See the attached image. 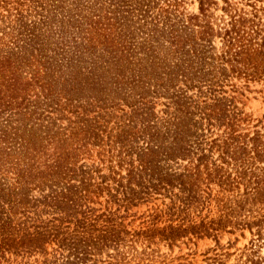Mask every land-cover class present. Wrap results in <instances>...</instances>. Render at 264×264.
Returning <instances> with one entry per match:
<instances>
[{"label":"rangeland","instance_id":"374dc122","mask_svg":"<svg viewBox=\"0 0 264 264\" xmlns=\"http://www.w3.org/2000/svg\"><path fill=\"white\" fill-rule=\"evenodd\" d=\"M20 1L29 27L42 32L43 48L31 49L39 46L33 44L34 58L23 62V46L29 44L22 36L14 47L16 65L27 78L39 69V81L50 83L51 94L44 96L35 82L21 106L0 105V156L6 157L0 191L19 188L18 170L36 175L19 193L26 199L20 213L7 216L6 207L0 208V224L6 223L0 239L18 242L36 231L46 239L28 251L5 245L0 264H43L60 255L55 237L88 233L118 234L89 253L103 264H264V237L247 226L264 218V0ZM234 22L235 42L246 47L243 60L230 56L233 46L224 40ZM202 25L212 29L206 38ZM11 26L0 20V34ZM84 34L96 46L77 56ZM176 35L187 39L182 48L170 43ZM103 36L107 51L97 42ZM224 51L229 61L221 63L216 57ZM2 83L0 75L3 91ZM217 100L247 135L236 141L247 145L237 152V169L209 148L222 132L205 116L206 106ZM178 122L189 151L169 157ZM254 143L262 148L260 156ZM149 146L165 175L181 173L205 155L202 162L220 164L229 174L225 189L216 179L203 183L204 205L181 209L178 188L158 185L161 174L149 171L129 183V163ZM59 156H67L70 179L44 181L37 171ZM222 205L234 209V216H220L228 210ZM202 221H213L217 229L163 237L174 227Z\"/></svg>","mask_w":264,"mask_h":264},{"label":"trees","instance_id":"16d2710c","mask_svg":"<svg viewBox=\"0 0 264 264\" xmlns=\"http://www.w3.org/2000/svg\"><path fill=\"white\" fill-rule=\"evenodd\" d=\"M21 5L22 2L20 0H0V20H7L8 24L14 22L15 25L14 27L11 26L9 30H5L0 34V48L5 47V49L7 50L6 54L0 56V75L2 76V85H4L6 89L3 91L0 89V105L11 108H17L21 106L22 101H25L26 95L29 94L28 90L30 86L35 82H40L39 75L41 74L40 70L36 69L32 76L28 78L24 77L19 70V66L16 65L18 58L15 56L14 47H16L22 36H24V39L28 40V42H26V45L29 44L28 46H23L24 50L21 57L23 62L29 63L28 61L34 58V52L31 49L40 51L43 48V45L41 43L42 32L39 31V28L37 26H32V28L29 27L27 23L28 14H26L23 8H20ZM2 10H5L7 13H3ZM11 14L14 18H10L8 20ZM241 21L244 22V19H242ZM43 22L48 24L49 19L47 16H45ZM236 22H234L230 28H226L224 30V40L226 39L225 41L228 46H233V50L232 53H230V56H236L237 58V56L240 55L243 60V54L245 53L246 47H244L243 45H237V43L235 42L236 39L232 33L236 32ZM201 27L202 31H200V33L202 34V37L206 38V36L212 34V29L209 30L205 25H202ZM91 39V35H83L82 42L80 44L83 50H79L76 54L77 56H81L83 52L89 54L92 51V46L95 47L96 43L93 45L92 41L94 39ZM186 40V38L182 39L181 37L176 35L172 36L170 43L177 45L176 48H182V43ZM97 42L101 44V48L103 50L107 51V49L109 48L107 37L103 36V38L101 40L99 39ZM33 44L39 46H33L34 48L32 47L30 49ZM225 52L226 51H224V54L216 57L217 60H220L221 63L226 60L229 61L228 58L224 57V55H227V53ZM227 52L229 54V51ZM76 71L77 69L73 70L72 73L76 74ZM6 84L7 86H5ZM49 84V82L48 86H45L43 82H40L39 84L44 88V96H48V94H51L50 92L48 93L46 91L48 87H50ZM20 96H23V99L17 101V97ZM206 109L207 111L205 112V116L208 119L209 124L222 129V132L218 135L219 138H213L210 141L209 148L218 153L219 159L221 160L222 164L228 166L230 163H232V167L237 169L239 167V163H241L238 159L237 152L239 150H244L247 147V145L239 146L236 144V141H238L239 137L244 138V136H247L246 133L242 134L238 132L239 123L237 122L239 119L235 115L228 114L225 105L220 103V100L207 105ZM176 125V136L173 137V145L167 147L166 155L169 157H184L188 154L189 150L181 144V133L184 131L182 129V125H180V122H178ZM257 134L258 132L255 133V135ZM148 135L152 137L154 136L151 132H148ZM256 138L258 137L256 136ZM251 148L256 152L257 156L261 155L260 151L262 148L257 146V144L254 143V147L252 146ZM7 155L9 156L10 153L6 154V156ZM157 155L158 152L153 147H146L145 150H143L139 154V158L137 159L136 163H134V161L129 163V169L127 173L128 182L130 183L131 181L135 180V177L141 174H145L149 171H152L149 172V174H161V176L158 177V185L163 188H166V186L178 188L176 198L180 202L179 205L181 206V209H189L192 207L197 208L204 205V199H202V197L204 196L201 195V191L204 190L201 188V184L203 183L208 184L216 179L222 189H225L229 174H226V169L220 164H216L215 162H212L211 164L202 162V159L205 157V155L198 157V162H195L189 167H185L183 169V172L169 175H165L160 172V167L155 162V158ZM5 159L0 156V164L5 165ZM65 160H67V156H59L52 164L47 165L45 169L37 171V174L40 177H44V181L52 179V182H57L60 179H70V177H68V166L64 165ZM35 176L36 175L31 171L18 170V172L16 173V178L17 182L20 184L19 188L13 187L14 189L11 190L5 191L2 189V191H0V208L2 210H5L4 207H6L7 212H3L6 215L8 214L7 216H16L17 213H20L21 209L26 206V199L23 198V196L19 197V193L23 188L26 187L29 182L35 179ZM61 195L64 197V199H67L66 193H62ZM207 197H209V193H207ZM222 207L225 208V206L223 205ZM233 214L234 209L230 207L228 208V210H226V212H224V215L220 216H234ZM216 223L218 226L220 225L219 222ZM5 224L6 223L0 224V232L3 231L2 227ZM247 226H249L250 228H252V226H255V234L257 235V237H264V218L252 220L247 224ZM209 228L217 229L214 227L213 221H209V223L202 221L197 225L182 227L181 229L174 227V229L172 228L167 233L163 234V237L165 239L174 240L175 238L182 236V234L180 233H186L189 230L194 233L201 232L202 230L208 232ZM44 233L45 232L40 231H36L32 234L26 233L18 240V242H15V240L8 241L9 237H3L0 239V251H2V248L4 249L5 245L14 247V249L23 248L19 250L24 251H28V249L34 250L36 247H41L42 244H44L43 242L46 239ZM117 235L114 234L113 236L104 233L92 235L88 233L81 235L74 234L69 236H57L55 237V239H57L60 255H53L52 259H46L43 264H103L92 261L90 259L89 253H91L92 250L98 251L103 247L108 246V241L113 240L112 238H115ZM262 261H264V259H262Z\"/></svg>","mask_w":264,"mask_h":264}]
</instances>
